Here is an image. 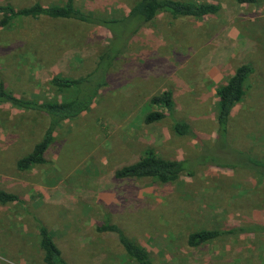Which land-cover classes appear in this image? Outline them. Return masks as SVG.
Listing matches in <instances>:
<instances>
[{"label":"rangeland","instance_id":"374dc122","mask_svg":"<svg viewBox=\"0 0 264 264\" xmlns=\"http://www.w3.org/2000/svg\"><path fill=\"white\" fill-rule=\"evenodd\" d=\"M137 1L74 3L97 18L118 20ZM181 1L216 4L220 10L198 20L162 15L125 53L113 52L115 59H107L99 75L106 74L107 86L87 112L56 129L44 165L16 169L41 139L47 117L0 105V187L23 202L0 205V264H44L35 220L76 264H134L114 236L96 232L107 221L117 223L154 264H264V232L187 245L188 235L200 230L264 225V178L233 166L246 156L264 162V0ZM64 2L0 0V7L16 11ZM121 45L102 26L15 18L0 27V81L18 98L68 101L77 91L59 90L52 79L84 77L103 53ZM242 64L253 73L231 111L225 146L215 144L217 90ZM165 92L172 94L171 115L151 104ZM150 112L165 118L147 125ZM173 120L189 124L192 134H174ZM146 149L185 161L195 167L193 176L166 184L115 179L117 170L139 161Z\"/></svg>","mask_w":264,"mask_h":264},{"label":"trees","instance_id":"16d2710c","mask_svg":"<svg viewBox=\"0 0 264 264\" xmlns=\"http://www.w3.org/2000/svg\"><path fill=\"white\" fill-rule=\"evenodd\" d=\"M240 4L253 5L256 0H237ZM220 7L211 3L185 2L181 0H138L130 8L129 13L121 19H100L91 13H86L75 6L74 0H65L62 5L43 7L36 3L28 8L14 10L10 6L0 7L3 18L0 27L8 25L15 18H38L47 17L54 20L74 21L83 24L102 26L108 29L113 42L122 41V47H112L103 53L97 62V67L91 73L79 79H66L55 77L51 84L59 90H76V96L68 101H38L32 99L18 98L8 91L0 81V105L7 104L16 109L37 112L47 117V127L41 139L34 144L31 151L16 162V169L25 172L34 166L46 163L45 153L54 140L56 129L65 121H71L87 112L94 103L99 91L107 86L106 74L103 79L99 75L105 68L102 66L107 59L114 60L120 54L125 53L130 41L136 37L145 27L152 25L162 15L171 19H202L216 15ZM257 27H262L257 24ZM118 28V30H117ZM128 35L123 37V32ZM113 55V56H112ZM112 62V61H111ZM253 73V68L248 64L238 66L227 82L218 88L219 98L217 106L216 142L222 145L226 143L228 123L234 106L242 101L245 96V85ZM97 76V80L95 77ZM105 77V78H104ZM151 104L162 106L169 114H172L173 101L170 92L163 93L160 97L151 100ZM165 118L162 112H150L145 116L144 123L151 125ZM172 131L178 136H190L191 126L185 122L173 120ZM205 147V146H203ZM227 166V165H226ZM259 174L264 178V162L252 157H244L236 165ZM195 167H187L185 161L163 159L157 156L153 150L146 149L143 157L134 164L124 166L114 174L117 180L150 179L161 184L175 182L181 175L193 176ZM22 204V200L14 193L7 192L0 187V205ZM37 223L38 247L42 253L44 264H76L67 260L62 247L55 241L48 227L40 220ZM100 234L114 236L125 256L134 264H154L147 251L129 238L124 230L117 224L107 221L96 227ZM264 232V225L249 224L243 227H230L223 230H200L190 233L187 237V245L191 248L200 247L210 241L221 237L257 234Z\"/></svg>","mask_w":264,"mask_h":264}]
</instances>
